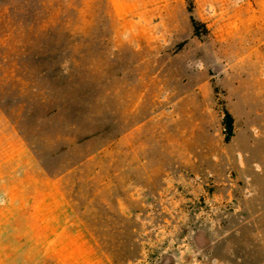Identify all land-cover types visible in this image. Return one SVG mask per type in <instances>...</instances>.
<instances>
[{
	"label": "rangeland",
	"instance_id": "1",
	"mask_svg": "<svg viewBox=\"0 0 264 264\" xmlns=\"http://www.w3.org/2000/svg\"><path fill=\"white\" fill-rule=\"evenodd\" d=\"M0 136V264H264V0H0Z\"/></svg>",
	"mask_w": 264,
	"mask_h": 264
},
{
	"label": "crops",
	"instance_id": "2",
	"mask_svg": "<svg viewBox=\"0 0 264 264\" xmlns=\"http://www.w3.org/2000/svg\"><path fill=\"white\" fill-rule=\"evenodd\" d=\"M0 142L1 136H0ZM3 149L2 146L0 148V220L5 212L4 207L10 206L13 204L14 200L12 198H6V202H4V195L2 193V188L4 182H7V179L9 177L14 176L15 174H18L19 170H4L3 169ZM74 230V227H69L66 229H62L60 236L64 239L66 238V242L63 243L62 247L59 249V253H55L53 258L49 257L48 259L44 258L42 261V264H95V261L91 255L84 256V244H83V234L79 230ZM65 230V231H64ZM45 235L47 234L44 232ZM33 237H36V234ZM50 237H55L54 235ZM57 255H60L58 263H55L54 260L57 257ZM35 264H41L35 263Z\"/></svg>",
	"mask_w": 264,
	"mask_h": 264
},
{
	"label": "trees",
	"instance_id": "3",
	"mask_svg": "<svg viewBox=\"0 0 264 264\" xmlns=\"http://www.w3.org/2000/svg\"><path fill=\"white\" fill-rule=\"evenodd\" d=\"M191 23L194 28L195 23L192 19H191ZM222 128H223L224 142L228 143L233 135V118L225 110L222 111Z\"/></svg>",
	"mask_w": 264,
	"mask_h": 264
},
{
	"label": "bare ground",
	"instance_id": "4",
	"mask_svg": "<svg viewBox=\"0 0 264 264\" xmlns=\"http://www.w3.org/2000/svg\"><path fill=\"white\" fill-rule=\"evenodd\" d=\"M59 258H60V255H57V257L55 258L56 260H54V262H55V263H58Z\"/></svg>",
	"mask_w": 264,
	"mask_h": 264
}]
</instances>
